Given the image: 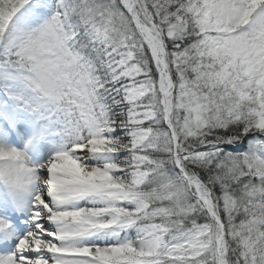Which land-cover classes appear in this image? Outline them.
Instances as JSON below:
<instances>
[{
    "label": "snow or ice",
    "instance_id": "1",
    "mask_svg": "<svg viewBox=\"0 0 264 264\" xmlns=\"http://www.w3.org/2000/svg\"><path fill=\"white\" fill-rule=\"evenodd\" d=\"M0 264H264V0H0Z\"/></svg>",
    "mask_w": 264,
    "mask_h": 264
}]
</instances>
